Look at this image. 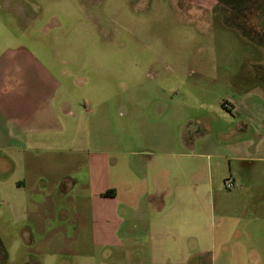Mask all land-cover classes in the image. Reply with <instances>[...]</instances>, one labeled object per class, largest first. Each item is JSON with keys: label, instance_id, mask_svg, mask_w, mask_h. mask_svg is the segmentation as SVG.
I'll return each instance as SVG.
<instances>
[{"label": "rangeland", "instance_id": "obj_1", "mask_svg": "<svg viewBox=\"0 0 264 264\" xmlns=\"http://www.w3.org/2000/svg\"><path fill=\"white\" fill-rule=\"evenodd\" d=\"M22 1L29 13L24 39L59 82L61 128L29 138L77 147L91 162L72 176L79 180L72 199L62 196L68 186H57L53 214L41 221L29 213L31 193L14 181L24 167L10 174L0 149V264H152L120 243V230L95 223L104 210L120 209L125 175L165 162L179 180L188 164L196 168L191 207L214 231L223 225L216 210L231 201L224 185L230 171L248 182L242 197L264 193V26L254 21L246 36L235 27L242 17L254 20L258 0ZM235 146L245 158L220 157ZM106 186L113 201L92 193ZM244 244L249 259L264 254ZM216 251L209 248V264L228 259V248Z\"/></svg>", "mask_w": 264, "mask_h": 264}, {"label": "crops", "instance_id": "obj_2", "mask_svg": "<svg viewBox=\"0 0 264 264\" xmlns=\"http://www.w3.org/2000/svg\"><path fill=\"white\" fill-rule=\"evenodd\" d=\"M28 14L22 0H0V149L8 152L10 174L15 168L24 167L21 178L14 181L31 193L29 213L42 221L44 216L53 214L49 203L50 197L56 195L57 186H68L62 196L72 199V187L79 183L72 176L91 161L77 147H51L44 138H29L31 132L40 136L60 129L61 122L59 108L54 103L59 82L24 39ZM235 151L238 146L231 149V153H221L220 157L234 161L245 158ZM195 156L205 158L206 152L198 151ZM185 168L181 180L175 177V167L167 166L166 162L161 167H153L150 173L125 175L123 180L127 181L122 185L125 193L119 201L120 209L116 210L115 204L104 210L107 214L95 225L102 224L104 231L120 230V243L132 247L138 259H153L152 264H209L214 260L207 259L212 246L218 251L230 250L228 259H216L217 264H264V254L257 252L256 258L249 259L251 254L241 250L246 249V239L264 249V193L242 197L240 193L248 182L238 179L235 169L230 171L231 201L228 207L216 210L217 221L223 225L214 231L207 224L203 225L201 212L191 207L193 193L189 187L198 184L199 176L193 165ZM92 193L101 201H113L116 196L114 189L108 186ZM231 206H234V214L229 213ZM72 214L78 216L75 212ZM240 217L249 219L252 224L239 227ZM227 219L232 220L231 224H225Z\"/></svg>", "mask_w": 264, "mask_h": 264}, {"label": "trees", "instance_id": "obj_3", "mask_svg": "<svg viewBox=\"0 0 264 264\" xmlns=\"http://www.w3.org/2000/svg\"><path fill=\"white\" fill-rule=\"evenodd\" d=\"M257 1V0H256ZM256 3V2H255ZM256 8L258 10V13L254 15V20H250V22L246 21L244 17H242L241 22H235V27L239 30L240 33H242L244 36L245 34H249V30H252L253 27L252 24L254 21L255 24H260L261 26H264V0H258L256 4ZM236 16L238 13H236ZM238 18V16H237ZM240 20V18H238ZM238 20V21H239Z\"/></svg>", "mask_w": 264, "mask_h": 264}, {"label": "built area", "instance_id": "obj_4", "mask_svg": "<svg viewBox=\"0 0 264 264\" xmlns=\"http://www.w3.org/2000/svg\"><path fill=\"white\" fill-rule=\"evenodd\" d=\"M225 187H231L232 186V181L231 180H227L224 183Z\"/></svg>", "mask_w": 264, "mask_h": 264}]
</instances>
